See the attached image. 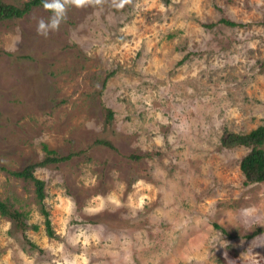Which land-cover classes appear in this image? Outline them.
Listing matches in <instances>:
<instances>
[{"label": "rangeland", "instance_id": "rangeland-1", "mask_svg": "<svg viewBox=\"0 0 264 264\" xmlns=\"http://www.w3.org/2000/svg\"><path fill=\"white\" fill-rule=\"evenodd\" d=\"M50 15L0 23V201L28 223L0 214V264H264V182L221 145L264 125V0H106L45 38ZM44 146L70 156L34 172L55 239L13 175Z\"/></svg>", "mask_w": 264, "mask_h": 264}, {"label": "trees", "instance_id": "trees-1", "mask_svg": "<svg viewBox=\"0 0 264 264\" xmlns=\"http://www.w3.org/2000/svg\"><path fill=\"white\" fill-rule=\"evenodd\" d=\"M42 7L41 0H31L26 2L22 7L14 4L6 3L4 0H0V23L7 20H16L23 18L34 7ZM222 23L230 27L243 26L237 22L222 18L219 22L212 24L209 27L216 26ZM113 120V112L108 110L106 124L111 125ZM113 148L111 142H103ZM221 145L226 149H233L237 147L249 148L250 152L245 156L241 163L240 169L245 176L246 184H258L264 182V149L261 148L264 145V125L259 126L249 133H234L226 131L221 137ZM44 150L47 153V157L40 163L26 166L22 171L14 172L13 175L24 180L32 181L35 185V193L40 205V211L44 216V224L46 233L50 238H57L52 227L50 213L44 204L45 187L46 183L35 177L34 172L37 167H45L50 164L60 163L68 160L70 157H57L54 151H50L46 146ZM0 214L3 217H7L15 224L16 228L25 232L28 228L27 215L18 210H12L7 203L0 201ZM219 228L218 225H216ZM34 230H38V226H33ZM32 249L36 246L30 243Z\"/></svg>", "mask_w": 264, "mask_h": 264}, {"label": "clouds", "instance_id": "clouds-1", "mask_svg": "<svg viewBox=\"0 0 264 264\" xmlns=\"http://www.w3.org/2000/svg\"><path fill=\"white\" fill-rule=\"evenodd\" d=\"M44 10L51 13L47 18H40L37 22V34L45 38L49 33L59 31L61 24L67 21L70 8H85L103 6L106 0H41ZM133 4V0H112V7L123 9L126 5ZM139 7V5H136ZM68 264V262H66ZM75 264V262H71Z\"/></svg>", "mask_w": 264, "mask_h": 264}]
</instances>
